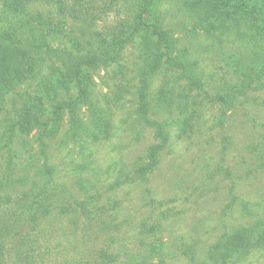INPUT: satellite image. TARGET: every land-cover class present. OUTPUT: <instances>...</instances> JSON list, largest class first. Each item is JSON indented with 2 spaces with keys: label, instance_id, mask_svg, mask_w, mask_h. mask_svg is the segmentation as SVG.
Returning <instances> with one entry per match:
<instances>
[{
  "label": "rangeland",
  "instance_id": "1",
  "mask_svg": "<svg viewBox=\"0 0 264 264\" xmlns=\"http://www.w3.org/2000/svg\"><path fill=\"white\" fill-rule=\"evenodd\" d=\"M145 18L161 25L174 44L173 57L181 54L182 62L194 64L200 88L170 65L146 30L118 60L85 70L90 100L78 107L79 117L89 125L99 110L105 125L98 133L90 128L86 141H74L65 114L56 125L48 123L43 149L54 171L49 186L61 184L74 196L71 204L90 197V218L97 204L108 228L93 241L97 229L87 231L85 217L70 210L41 243L38 264L84 263L90 251L101 248L127 262L145 255L154 242L160 250L154 264H264V0H150ZM113 19L109 15L96 26L107 27ZM0 31L38 38L26 22L14 32ZM59 39L48 35L46 44L71 48ZM43 60L34 80L1 90L0 196L13 199L2 211L11 206L19 212L47 179L39 170V126L31 122L3 140L7 120L25 102L40 103L36 110L44 120L56 104L77 95L65 70L53 59ZM143 87L147 118L166 122L169 145L146 185L126 181L116 188V179L132 174L155 143L153 129L137 117ZM66 192L48 202L67 206ZM20 195L26 198L18 201ZM236 235L238 243L231 246Z\"/></svg>",
  "mask_w": 264,
  "mask_h": 264
},
{
  "label": "trees",
  "instance_id": "2",
  "mask_svg": "<svg viewBox=\"0 0 264 264\" xmlns=\"http://www.w3.org/2000/svg\"><path fill=\"white\" fill-rule=\"evenodd\" d=\"M149 9L150 0H0V21H3L0 22L2 23L0 27L2 29L9 28L10 32H14L18 26L26 22L38 35L36 40H28L22 35H12L13 33L6 35L0 31V97L3 92L1 90L19 85L24 86L34 80L35 69L44 63L43 58L45 57L56 61L77 89L75 97L63 100L54 106L50 117L40 119V113L36 110L40 103L25 102L20 108L22 111L18 114L14 113L13 118L7 120L4 126V135L1 136L3 140L7 136L9 139V132L11 134L13 131L22 132L29 123L31 125V122L39 126L41 134L38 133L35 138L39 146L37 153L43 161L39 170L43 179H47L46 183L44 180L42 186L27 198L28 201L17 213L10 210L11 206L6 208V211H2L5 201H13V199L0 196V264H7L9 257L12 260L15 258L16 264H38L41 243L45 244L46 235L49 236L55 232L58 220L65 217L70 210L85 217L87 231L92 227L97 229V235L95 232L93 241L99 238L98 233L104 234V230L108 228L100 220L104 215V210L96 203L93 214L96 216L90 218L91 211L88 207L90 197L80 203L74 200L71 204L70 200L75 198L71 193H67L61 184L49 186V184H54V171L53 167L46 164L47 155L43 149L46 146L44 137L48 123L56 125L65 114H67L69 123L68 137L74 141L76 139L78 142L86 141L90 128L98 133L105 125L103 117L97 115L99 110L93 111V118L89 120V125L79 117L78 107L87 104L90 100L88 91L90 82L85 74L87 68L118 60L125 46L132 42L136 34L146 30L155 37L157 46L165 49L170 65L181 70L189 85L194 84L200 88L199 81L193 78L194 74L191 72L194 64L182 62L181 54L173 57L171 52L174 44L167 38L161 25L148 22L145 18ZM109 15L113 16V23L107 27L98 28L96 24L105 20ZM48 35H55L60 38L59 40L64 39L71 43V48L67 49L60 45L55 48L49 47L46 44ZM143 91L144 87L138 93L141 101L137 108V117L153 129L155 143L147 147L138 166L132 169V174L126 172L123 180H119L120 177L116 179V188L126 181L146 185L148 176L158 167L161 152L169 145L170 135L165 128L166 122L152 121L147 118L149 101L146 100ZM219 101L221 104L225 103L222 99ZM138 119L134 120L136 125L140 124ZM5 178H8V174ZM77 186L85 191L86 187L80 181L77 182ZM64 192L67 193L64 196L68 198L67 204L65 203L67 206L57 202L55 205L48 202L50 197L52 199H55L57 195L63 197L61 195ZM24 198L26 196L20 195L17 200L21 201ZM149 232L152 233L154 230ZM81 240V244L86 246L90 237L85 236ZM234 243H238V235L229 244L232 246ZM91 252L90 259L78 264H154V258H159L160 250L157 242L151 243L145 255L127 262L115 259L103 248L89 253ZM14 260L11 264H14Z\"/></svg>",
  "mask_w": 264,
  "mask_h": 264
}]
</instances>
